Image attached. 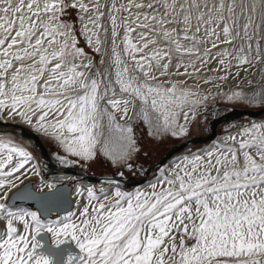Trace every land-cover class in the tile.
<instances>
[{"label":"snow or ice","instance_id":"snow-or-ice-1","mask_svg":"<svg viewBox=\"0 0 264 264\" xmlns=\"http://www.w3.org/2000/svg\"><path fill=\"white\" fill-rule=\"evenodd\" d=\"M74 18L99 66L78 46ZM212 61L225 74L203 83L217 89L233 67L264 79V0H0V123L55 142L61 165L103 158L131 171L147 156L134 122L161 142L189 136L213 94L171 77ZM217 94L264 109V88ZM32 176L35 157L0 133V264H264V121L174 158L131 191L113 179L70 190Z\"/></svg>","mask_w":264,"mask_h":264},{"label":"rangeland","instance_id":"rangeland-1","mask_svg":"<svg viewBox=\"0 0 264 264\" xmlns=\"http://www.w3.org/2000/svg\"><path fill=\"white\" fill-rule=\"evenodd\" d=\"M102 2H104V0H102ZM108 2L110 3V0H108ZM123 2L127 3V0H123ZM145 2H147V0H145ZM240 2L241 0L238 1V4ZM157 6L159 7V5ZM122 15H127V13H123ZM73 17H75V13H73ZM69 22H72L75 24V28L77 32V39H78V46L82 47L85 50V52L88 53V56H91L90 58L93 59L95 64L99 66V62L101 59L100 55L94 53L92 49L87 45L85 38L79 34L80 33L79 20L74 18L73 20H70ZM104 23L106 26H109L107 23V17H105ZM174 27H177L179 29L178 25H174ZM109 35H110V31H109ZM134 36H136L135 32L133 34V37ZM219 49L221 48L213 50L214 52L212 54L215 55V53ZM198 67H199V63H198ZM216 67H217L216 62L212 61L206 68L202 69L199 74H195L191 77H183L184 82H187L188 78L193 81L192 85L193 84L194 85L192 86L190 84L189 85L190 88L193 87V89H195L196 85L199 83V88H200L202 95L207 94L209 91L213 94L212 96H209V99L207 100V102L204 105H202V109L197 110L195 121L190 124V135L189 136H185L182 138L163 137L162 142H161V140H154L152 137L147 135V131H148L147 126L143 125L142 121H135L133 125L135 138L138 142V146L142 147L143 150L147 152V156H145L144 152L142 151L138 156H136L132 161H130V163L133 164V169L131 171H129L127 168L113 166L110 164V162H105L103 158L98 159L95 163L85 164L84 162H81L75 166L82 169L84 172L88 174L117 175L118 172H123V176L125 177L132 175L135 178H139L144 173L145 168L147 166L159 160L172 146L180 143L186 138L208 133L209 128H210V120L212 118V113H211L212 110L215 112L214 115H217L227 110V106L238 107V108H245V107L250 108L249 106H246L242 103L228 102L222 96L218 95L217 92L219 91V92L226 93V92H229L231 90H236V89H240V90L247 92L249 89L264 88V79L261 78V74L257 71V69H253L248 73L241 72L240 76L237 77L235 75L236 68L233 67L230 71L229 79L227 81H224V82H221L218 80L215 81L216 84L220 85L219 89H217V87H214L213 84L206 85L203 83V80L207 79L210 76L215 77V76L225 74L223 72L211 71V69H215ZM258 67H264V65H261ZM249 81H251V83H249ZM186 87L188 86L186 85ZM251 108L260 109L259 107H251ZM254 119L259 122L264 121V112H261L260 114L255 115V116L244 115L238 118L236 121L229 120V121L220 122L217 125L216 135L213 137V139H210L207 142L205 141L203 143L194 142V143H191V144H188L182 147L178 151L172 153L161 164V166H157L154 169H152L147 180L144 183L135 185V186L134 185L128 186V187L122 186L123 190L131 191L137 187H144L149 181L153 179L154 175L157 173L160 167L166 166V165L171 166V163L174 158H177L180 155L187 154L189 152H196L197 150L205 149L206 147L208 148L213 144L214 141H220L226 135L236 133L237 131H239L241 126L242 127L245 126L248 122H251V120H254ZM11 122L20 123L18 120L11 121ZM22 126H25L28 129H30L26 125L22 124ZM0 128H1L0 133L11 135V137L16 142L23 144L28 149V151L31 152L32 155L35 157L36 163H39V161H41L42 158H44L42 152L40 151L39 146L35 144V142L32 139L19 135L16 132L12 131V129H15V128L17 129V127H12L10 125L9 126L0 125ZM38 135L49 154L51 153L52 155H66L65 153H63L61 149L58 148L55 142H50L44 136L40 134ZM69 159H75V158L69 156ZM58 174L65 176L62 173H58ZM47 177H48V174H44V173L42 174V179L45 178L44 180H48L52 182L57 181V180H52V179L51 180L46 179ZM38 179L39 177H35V176L31 177V181L33 185H35L38 182ZM79 182H82L85 185H89V184L95 185L97 188L100 186L108 187L107 184L90 182V181H85V180H81ZM74 186L75 185H73L72 190H74ZM75 208H76V203H75V198L73 197V205L70 210H73ZM32 210H36V209L33 207ZM49 218L55 219L56 213L55 212L51 213Z\"/></svg>","mask_w":264,"mask_h":264},{"label":"water","instance_id":"water-1","mask_svg":"<svg viewBox=\"0 0 264 264\" xmlns=\"http://www.w3.org/2000/svg\"><path fill=\"white\" fill-rule=\"evenodd\" d=\"M261 112H264V109H251V108H238V107H232V106H227V110L214 115V111L212 110V118L210 120V128L209 132L206 134H200L196 136H192L189 138L184 139L180 143L172 146L159 160L155 161L151 165L147 166L145 168L144 173L139 177L135 178L134 176H117V175H97V174H88L84 172L82 169L78 168L77 166H66V165H60L58 164L47 152L44 144L42 143L38 133H35L34 131L26 128L25 126H22L20 123H15V122H7V123H0V125L4 126H12V127H17V129H12L13 132H16L19 135L28 137L32 139L35 144H37L40 148V151L42 152L43 156L48 159L50 164L54 166L56 169L55 173H62L66 174V177L64 180L57 182L58 184H66L70 190H72V185L75 184L77 181L85 180V181H90V182H96V183H101L106 179H113V180H118L121 183V186L123 187H128V186H135L137 184L143 183L144 181L147 180L150 172L152 169H154L157 166H160L172 153L178 151L182 147L194 143V142H200L203 143L205 141H208L210 139H213V137L216 135V128L217 125L220 122L224 121H236L238 118L244 115H249V116H255L260 114ZM1 130V128H0ZM43 174V173H42ZM46 174V172L44 173ZM28 181L26 180L25 183ZM72 200V205H73V198L70 196L69 197ZM71 205V208H72ZM35 209L36 207L33 206ZM70 208V209H71ZM69 209V210H70ZM70 247H73L72 245H69Z\"/></svg>","mask_w":264,"mask_h":264},{"label":"bare ground","instance_id":"bare-ground-1","mask_svg":"<svg viewBox=\"0 0 264 264\" xmlns=\"http://www.w3.org/2000/svg\"><path fill=\"white\" fill-rule=\"evenodd\" d=\"M238 1L239 0H237V3H238ZM212 2V0H209V3H211ZM161 9V12L163 11V8L161 7L160 8ZM133 11H135V10H133ZM142 11H148L147 9H144V10H142ZM239 11V10H238ZM241 24L244 22L242 19H241ZM193 24H195V21H193ZM179 26V29L180 28H183V25H178ZM79 27H80V23H79ZM169 27H174V25H170ZM178 29V30H179ZM122 32V33H121ZM121 32H120V34H121V36H123V30H121ZM134 34V33H133ZM132 34V35H133ZM201 35H203V33H201ZM110 36V35H109ZM135 37V36H134ZM133 37V38H134ZM158 39V44L160 45V46H163L164 44H165V42L162 40V39H160V38H157ZM110 42V41H109ZM184 44H185V46H187V44H188V42L187 41H184L183 42ZM201 47H203V45L201 46ZM209 47H210V45H209ZM222 47H224V45H221L220 47H218V48H222ZM229 48H231V45H229L228 46ZM217 48V49H218ZM215 50V49H214ZM220 50V49H219ZM218 50V51H219ZM214 52V51H213ZM87 53V52H86ZM87 55H88V53H87ZM88 57H91V56H88ZM184 61H185V63H187L188 61H189V57L188 56H185L184 57ZM78 63H79V61H77ZM85 62H87V61H85ZM175 63H176V60L174 59L173 60V63H172V68H171V71H173V72H175ZM197 67H198V63H197ZM181 72L183 71V69H181L180 70ZM192 71V69L191 68H189V72H191ZM183 77H189V76H176V75H173L172 77H171V79L172 80H176V81H183ZM192 83H193V81L192 80H190L189 78L187 79V82H184V85L186 86H188L189 87V85L191 84L192 85ZM194 85V84H193ZM192 85V86H193ZM190 88V87H189ZM193 88V87H192ZM246 108V107H245ZM251 108V107H250ZM200 109H202V106L198 109V110H200ZM251 109H254V108H251ZM252 122H259V121H256L255 119L254 120H251V122H248L245 126H247V125H249L250 123H252ZM242 127V126H241ZM27 128V127H26ZM240 128V127H239ZM31 130V129H30ZM238 130V129H237ZM207 142V141H206ZM207 148V147H206ZM161 166V165H160ZM62 177V178H61ZM65 177H66V174H65V176H62V175H59V176H51V178L49 179V180H57L58 182H60L61 180H63V178L65 179ZM60 178H61V180H60ZM40 179H42L41 177H39V179H38V181L40 180ZM48 181V180H47ZM145 182V181H144ZM143 182V183H144ZM140 184H142V183H140ZM73 185H75V184H73ZM73 185H72V189H73ZM137 185H139V184H137ZM73 198V197H72Z\"/></svg>","mask_w":264,"mask_h":264},{"label":"flooded vegetation","instance_id":"flooded-vegetation-1","mask_svg":"<svg viewBox=\"0 0 264 264\" xmlns=\"http://www.w3.org/2000/svg\"><path fill=\"white\" fill-rule=\"evenodd\" d=\"M49 154V153H48ZM58 164H60L59 163V161L56 159V156L57 155H52L51 153L49 154ZM38 165H39V167L41 168V178H42V173H45L46 172V174H48V177L46 178V179H50L51 178V176L53 177V176H59L60 174H58V173H55V172H53V171H55V167L54 166H52V164H50V162L48 161V159L47 158H42V160L41 161H39V163H38ZM46 165V166H45ZM61 165V164H60ZM50 174V175H49ZM52 174V175H51ZM45 179V178H44ZM56 182H58V181H56Z\"/></svg>","mask_w":264,"mask_h":264}]
</instances>
